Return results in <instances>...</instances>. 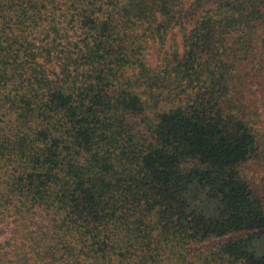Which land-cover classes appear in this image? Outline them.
Instances as JSON below:
<instances>
[{
	"label": "trees",
	"instance_id": "obj_1",
	"mask_svg": "<svg viewBox=\"0 0 264 264\" xmlns=\"http://www.w3.org/2000/svg\"><path fill=\"white\" fill-rule=\"evenodd\" d=\"M205 2L0 0V264H264V0Z\"/></svg>",
	"mask_w": 264,
	"mask_h": 264
},
{
	"label": "rangeland",
	"instance_id": "obj_2",
	"mask_svg": "<svg viewBox=\"0 0 264 264\" xmlns=\"http://www.w3.org/2000/svg\"><path fill=\"white\" fill-rule=\"evenodd\" d=\"M214 0H206V7H209L211 6V3L213 2ZM155 58H156V53H153V55L151 56L150 58V62L151 64H154L155 63Z\"/></svg>",
	"mask_w": 264,
	"mask_h": 264
}]
</instances>
